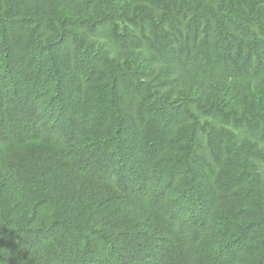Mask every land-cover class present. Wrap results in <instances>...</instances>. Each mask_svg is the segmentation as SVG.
I'll return each instance as SVG.
<instances>
[{
  "label": "trees",
  "instance_id": "obj_1",
  "mask_svg": "<svg viewBox=\"0 0 264 264\" xmlns=\"http://www.w3.org/2000/svg\"><path fill=\"white\" fill-rule=\"evenodd\" d=\"M0 264H264V0H0Z\"/></svg>",
  "mask_w": 264,
  "mask_h": 264
}]
</instances>
